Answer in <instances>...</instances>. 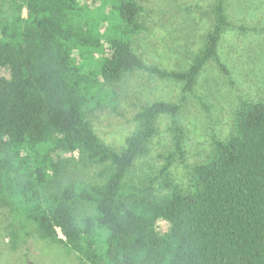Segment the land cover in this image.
Returning a JSON list of instances; mask_svg holds the SVG:
<instances>
[{"label": "trees", "instance_id": "trees-1", "mask_svg": "<svg viewBox=\"0 0 264 264\" xmlns=\"http://www.w3.org/2000/svg\"><path fill=\"white\" fill-rule=\"evenodd\" d=\"M226 5L214 0L189 65L167 69L133 48L143 28L136 0H0V261L37 234L80 264H264V100L241 101L187 187L171 169L187 152L179 103L141 105L118 148L90 117L119 112L116 86L135 71L192 92L211 59L225 69ZM165 117L171 148L143 168Z\"/></svg>", "mask_w": 264, "mask_h": 264}, {"label": "rangeland", "instance_id": "rangeland-1", "mask_svg": "<svg viewBox=\"0 0 264 264\" xmlns=\"http://www.w3.org/2000/svg\"><path fill=\"white\" fill-rule=\"evenodd\" d=\"M136 1L144 8L139 16L143 28L132 40L136 53L147 64L167 69L187 67L212 27L214 0ZM226 12L232 25L222 33L218 45V55L225 69L211 59L192 92L184 91L180 82L135 71L116 86L119 112L107 108L90 115L100 137L118 148L132 131L133 114L141 105L157 99L179 103L187 152L185 160L175 161L171 169L175 181L183 187L188 185L192 164L206 156L213 139L227 137L241 101L264 100V0H227ZM26 13L24 9L23 14ZM170 122L169 117L160 121L153 151L143 159V168L157 163V150L171 148ZM5 225L6 220L0 214V234L4 237ZM80 262L77 252L33 234L27 238L19 257L0 261V264Z\"/></svg>", "mask_w": 264, "mask_h": 264}]
</instances>
